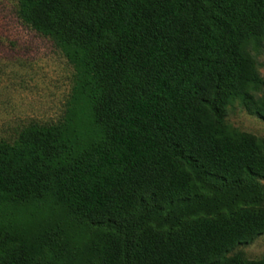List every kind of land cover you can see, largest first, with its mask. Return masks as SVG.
<instances>
[{
  "label": "trees",
  "instance_id": "16d2710c",
  "mask_svg": "<svg viewBox=\"0 0 264 264\" xmlns=\"http://www.w3.org/2000/svg\"><path fill=\"white\" fill-rule=\"evenodd\" d=\"M73 71L63 115L0 140V264H264V0H17ZM60 240V241H59Z\"/></svg>",
  "mask_w": 264,
  "mask_h": 264
},
{
  "label": "rangeland",
  "instance_id": "374dc122",
  "mask_svg": "<svg viewBox=\"0 0 264 264\" xmlns=\"http://www.w3.org/2000/svg\"><path fill=\"white\" fill-rule=\"evenodd\" d=\"M16 5L17 0H0V140L8 143L28 125H54L60 120L73 75L52 41L18 19ZM251 56L264 96V53ZM225 120L236 131L264 139V119L248 114L236 102ZM236 251L247 260L263 257L264 234Z\"/></svg>",
  "mask_w": 264,
  "mask_h": 264
}]
</instances>
